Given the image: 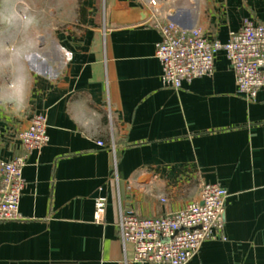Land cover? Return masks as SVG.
<instances>
[{"label":"crops","instance_id":"1","mask_svg":"<svg viewBox=\"0 0 264 264\" xmlns=\"http://www.w3.org/2000/svg\"><path fill=\"white\" fill-rule=\"evenodd\" d=\"M86 2L73 26L31 33L27 107L0 108V160L26 157L22 218L0 221V264H148L123 247L119 211L172 214L209 182L228 193L225 239L203 241L185 264H264V91L254 101L239 95L223 50L212 75L178 89L162 86L155 57L156 20L224 43L243 18L264 24V0H157V17L147 0ZM141 10L146 21H127ZM20 36L0 26V58ZM9 79L0 70V88ZM38 112L49 139L26 151L20 134ZM99 194L106 203L95 220Z\"/></svg>","mask_w":264,"mask_h":264},{"label":"built area","instance_id":"2","mask_svg":"<svg viewBox=\"0 0 264 264\" xmlns=\"http://www.w3.org/2000/svg\"><path fill=\"white\" fill-rule=\"evenodd\" d=\"M150 16L157 17V0H147ZM160 40L155 45V57L161 66L162 86L178 89L182 82L210 76L215 54L225 52L233 70L236 91L248 101H254L264 91V24L243 18L241 27L230 31L226 42L209 39L198 27L185 28L173 20L155 21ZM47 117L34 113L20 134L26 151L38 150L48 142ZM98 146H105L98 140ZM114 153V144L108 146ZM25 155L0 160V221L21 219L18 211L24 188L21 176ZM115 167V160L113 161ZM228 193L216 182L201 186L198 199L187 203L172 214L159 217H139L119 211L116 226L120 241L132 247V261L148 264H185L205 240L225 239L223 212ZM106 196L94 200V219L100 220Z\"/></svg>","mask_w":264,"mask_h":264},{"label":"clouds","instance_id":"3","mask_svg":"<svg viewBox=\"0 0 264 264\" xmlns=\"http://www.w3.org/2000/svg\"><path fill=\"white\" fill-rule=\"evenodd\" d=\"M42 23L39 14L28 10H17L14 5L0 9V26L15 27L21 36L5 46L0 58V70L9 74L7 85L0 88V108L11 104L17 110L27 107L30 95V75L27 63L35 54L31 33Z\"/></svg>","mask_w":264,"mask_h":264},{"label":"rangeland","instance_id":"4","mask_svg":"<svg viewBox=\"0 0 264 264\" xmlns=\"http://www.w3.org/2000/svg\"><path fill=\"white\" fill-rule=\"evenodd\" d=\"M87 0H15L11 2L17 10H28L39 14L42 18L41 25L34 33L49 36L51 32L73 26L75 11L81 6L86 7ZM8 1L2 0L1 9L7 8ZM78 11V10H77ZM15 31H19L15 28ZM38 35V38H39Z\"/></svg>","mask_w":264,"mask_h":264},{"label":"water","instance_id":"5","mask_svg":"<svg viewBox=\"0 0 264 264\" xmlns=\"http://www.w3.org/2000/svg\"><path fill=\"white\" fill-rule=\"evenodd\" d=\"M147 19H148V12L141 10L135 13L132 17H128L127 21L128 22H134V21L143 22V21H146Z\"/></svg>","mask_w":264,"mask_h":264},{"label":"trees","instance_id":"6","mask_svg":"<svg viewBox=\"0 0 264 264\" xmlns=\"http://www.w3.org/2000/svg\"><path fill=\"white\" fill-rule=\"evenodd\" d=\"M80 11H81V13H82V12L84 13L85 8H84L83 6H81V7H80ZM83 13H82V14H83Z\"/></svg>","mask_w":264,"mask_h":264}]
</instances>
